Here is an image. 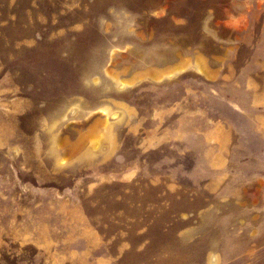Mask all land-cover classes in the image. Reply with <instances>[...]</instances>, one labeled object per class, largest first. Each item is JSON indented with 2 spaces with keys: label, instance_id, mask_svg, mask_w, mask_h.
<instances>
[{
  "label": "rangeland",
  "instance_id": "obj_1",
  "mask_svg": "<svg viewBox=\"0 0 264 264\" xmlns=\"http://www.w3.org/2000/svg\"><path fill=\"white\" fill-rule=\"evenodd\" d=\"M0 264H264V0H0Z\"/></svg>",
  "mask_w": 264,
  "mask_h": 264
}]
</instances>
